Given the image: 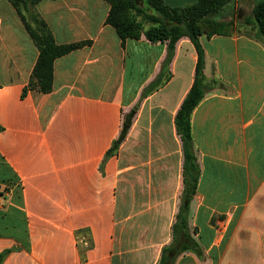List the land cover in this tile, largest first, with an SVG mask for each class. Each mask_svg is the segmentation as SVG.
<instances>
[{"label": "crops", "instance_id": "0c3cea01", "mask_svg": "<svg viewBox=\"0 0 264 264\" xmlns=\"http://www.w3.org/2000/svg\"><path fill=\"white\" fill-rule=\"evenodd\" d=\"M243 3L218 16L233 22L228 35L200 36L218 86L192 114L200 178L186 233L174 230L184 193L176 117L196 76L191 40L177 42L168 80L149 91L168 42L123 41L106 0L42 1L32 12L58 45L92 41L54 62L43 94L30 87L40 51L0 0L2 264H161L182 247L193 250L174 264H264V42L252 12L238 28Z\"/></svg>", "mask_w": 264, "mask_h": 264}, {"label": "trees", "instance_id": "16d2710c", "mask_svg": "<svg viewBox=\"0 0 264 264\" xmlns=\"http://www.w3.org/2000/svg\"><path fill=\"white\" fill-rule=\"evenodd\" d=\"M21 16L26 29L36 43L40 55L34 68L30 87L37 88L41 93L48 94L53 90L54 62L71 52L91 46L92 41H82L68 45H58L46 22L40 15L32 12L45 0H9ZM56 1V0H53ZM111 6L107 24L111 25L125 41L126 39H139L142 34L152 42H168V57L163 65V70L149 91L167 81L169 65L174 57L177 42L187 37L193 43L198 54L196 76L194 84L185 98L176 117V129L183 143L184 150V193L180 212L177 217V228L188 231V215L190 204L196 194L200 178V167L195 153V145L192 134V114L207 92L218 83L215 80L208 81L205 74L206 53L200 41V36L206 33L209 37L214 35H228L233 27V22L218 20V16L232 6L236 0H198L194 5L185 8H172L165 0H106ZM252 21L258 29V38L264 42V0H259L252 11ZM145 23L150 25L145 29ZM27 90L24 91V95ZM132 111L124 122L119 139L108 152L111 155L125 139L134 116ZM2 130L0 126V131ZM182 231V230H181ZM185 233V232H184ZM187 238V235H185ZM193 248L182 247L175 252L174 258L167 263L174 264L176 257L183 251ZM194 252L203 258L202 249L194 244ZM8 252L0 255V264Z\"/></svg>", "mask_w": 264, "mask_h": 264}, {"label": "rangeland", "instance_id": "374dc122", "mask_svg": "<svg viewBox=\"0 0 264 264\" xmlns=\"http://www.w3.org/2000/svg\"><path fill=\"white\" fill-rule=\"evenodd\" d=\"M197 1L198 0H168L167 4L169 6H172V7H175V8H185V7H189V6L194 5ZM258 1L259 0H244V3H243L244 12L243 13H239V12L237 13V15L241 17L238 20V23H237L238 28H240L241 24H243V22L245 21V18L247 17V15H249L253 11V8H254L255 4H257ZM12 6H13V4H12ZM235 14L236 13H234V15ZM218 20H220V19L218 18ZM220 21H222V20H220ZM144 25H145V29H149L150 28V25L148 23H145ZM254 32H256V31L254 30ZM1 193H4V191L0 190V194Z\"/></svg>", "mask_w": 264, "mask_h": 264}]
</instances>
